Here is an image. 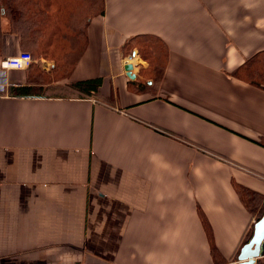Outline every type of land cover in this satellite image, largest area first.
I'll list each match as a JSON object with an SVG mask.
<instances>
[{
    "label": "crops",
    "instance_id": "crops-1",
    "mask_svg": "<svg viewBox=\"0 0 264 264\" xmlns=\"http://www.w3.org/2000/svg\"><path fill=\"white\" fill-rule=\"evenodd\" d=\"M3 28L0 59L23 48ZM86 35L59 82L0 69V264H235L256 222L238 189L264 198V90L235 76L264 0H104ZM139 36L165 52L155 81L125 55ZM93 78L97 97L68 88Z\"/></svg>",
    "mask_w": 264,
    "mask_h": 264
},
{
    "label": "trees",
    "instance_id": "trees-1",
    "mask_svg": "<svg viewBox=\"0 0 264 264\" xmlns=\"http://www.w3.org/2000/svg\"><path fill=\"white\" fill-rule=\"evenodd\" d=\"M69 1L77 0H0V53L4 36L2 24L6 21L8 32L16 35L23 47H29L35 58L48 59L53 62L49 72H45L32 53L28 52L32 58L27 69L30 71L26 77L28 84L46 85L63 80L72 72L86 49L87 24L94 16L103 14L104 0H81L88 4L87 8L93 10L85 23L84 21L80 23L82 21L80 16H77L76 21L62 18V13H66L68 9L66 4ZM71 11H73L72 8H70ZM135 47H139L141 59L148 64L140 71V74L155 81L162 73L165 60V52L160 43L151 36L134 37L126 43L125 55L130 54ZM235 76L264 90V52L257 53L246 60ZM101 84V78H93L69 84L68 88L82 98H89L98 96ZM133 84H136L137 89L143 86V83L139 81ZM34 86L16 87L11 91L18 96H28L34 91L35 93L40 92L41 87L35 89ZM257 143L264 147V140ZM238 194L254 221H257L264 212V198L242 189H238ZM252 230L251 227L247 231L242 245L250 239ZM212 253L215 255L213 248Z\"/></svg>",
    "mask_w": 264,
    "mask_h": 264
},
{
    "label": "water",
    "instance_id": "water-1",
    "mask_svg": "<svg viewBox=\"0 0 264 264\" xmlns=\"http://www.w3.org/2000/svg\"><path fill=\"white\" fill-rule=\"evenodd\" d=\"M132 55H136L134 51ZM126 77L130 80L135 79L132 73V65L124 66ZM264 256V212L254 223L250 239L241 247L235 264H254L257 259Z\"/></svg>",
    "mask_w": 264,
    "mask_h": 264
},
{
    "label": "rangeland",
    "instance_id": "rangeland-1",
    "mask_svg": "<svg viewBox=\"0 0 264 264\" xmlns=\"http://www.w3.org/2000/svg\"><path fill=\"white\" fill-rule=\"evenodd\" d=\"M68 6V9L66 11V13H62V18L63 19H68V20H72L74 19L76 21L77 16L82 18V21H80V23L84 21H86V18L92 13L93 10H91L90 8H87L86 6H88V4L85 3V1H81V0H77L75 2H71L69 1V3L66 4ZM70 8L73 9V11L70 12ZM3 25V24H2ZM82 27V26H81ZM22 51H27L32 53L31 49L27 46L22 48ZM2 53V50H1ZM0 53V55H1ZM32 56L35 58L34 54L32 53ZM141 58V57H140ZM37 59L36 61H38L39 66H41L43 69L47 71L50 64L53 65V62L51 60H45L43 58H35ZM35 61V62H36ZM50 69V68H49ZM27 73L30 74V71L26 70V77H27Z\"/></svg>",
    "mask_w": 264,
    "mask_h": 264
},
{
    "label": "built area",
    "instance_id": "built-area-1",
    "mask_svg": "<svg viewBox=\"0 0 264 264\" xmlns=\"http://www.w3.org/2000/svg\"><path fill=\"white\" fill-rule=\"evenodd\" d=\"M32 58L28 52H20L16 56L0 59L1 70H25L28 69Z\"/></svg>",
    "mask_w": 264,
    "mask_h": 264
}]
</instances>
